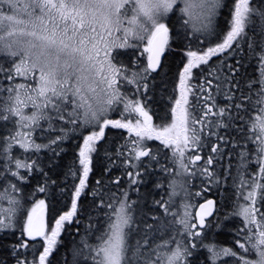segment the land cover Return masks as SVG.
Returning a JSON list of instances; mask_svg holds the SVG:
<instances>
[{
	"label": "snow or ice",
	"instance_id": "snow-or-ice-1",
	"mask_svg": "<svg viewBox=\"0 0 264 264\" xmlns=\"http://www.w3.org/2000/svg\"><path fill=\"white\" fill-rule=\"evenodd\" d=\"M89 187L73 264H264V0H0V264H53Z\"/></svg>",
	"mask_w": 264,
	"mask_h": 264
},
{
	"label": "trees",
	"instance_id": "trees-1",
	"mask_svg": "<svg viewBox=\"0 0 264 264\" xmlns=\"http://www.w3.org/2000/svg\"><path fill=\"white\" fill-rule=\"evenodd\" d=\"M255 2V0H254ZM221 23H223V17L221 18ZM196 43L193 41V47H196ZM177 45H173L172 51L168 53V55L165 57V64L164 68L160 70V73L153 77L154 80H156V86L152 92H149V96L153 97V107H156L159 105L160 109L163 110L165 107V101L167 100L169 94H171L172 89L174 87V79L177 72V62L180 59V53L176 50ZM254 63V62H253ZM247 71L251 73L252 76H256L257 73L255 71V68L250 66ZM199 75V72L196 73ZM199 81H197L198 83ZM220 103H224L223 96H221V99L219 101ZM109 137H112L115 135V130L109 128L106 130ZM119 143L120 141H116ZM214 142V141H213ZM65 148H71L70 145L66 144L63 145ZM50 155L49 153H45V156ZM115 159V157H113ZM71 160V151H69L68 155L63 156L58 160V164L60 165L59 168L53 169L54 172L57 173V175H53L52 179H57L63 176V167L68 164V162ZM47 163V159L44 161ZM96 166L94 168V172L90 175V184H94L96 180V176L101 172V165H106L107 161L103 159V154L101 153L100 157L96 158ZM46 171L48 169H45ZM121 174V168L119 166H114L113 175H120ZM43 177L41 174H33L29 178V182L26 183L25 187L28 190H31V188H34L37 181H42ZM107 179V178H106ZM154 183V181H153ZM64 185L61 184L60 187H63ZM127 186V176L126 174L123 176V183L119 185V187L124 188ZM152 187L151 184L147 185V188L141 187V194H143L145 191L150 189ZM115 191V189H113ZM91 188H88V193L82 195V198L80 200L81 205H83L82 208V214L78 215L76 217V220L73 222H69L65 226V230L62 234V243L59 249L55 252L53 255V264H65V257L64 254L66 253V261L67 264H73V244H76V246H79L78 242L80 240V235L77 234V229H79L80 234H83L84 229L87 225L88 216L94 215V213L89 212L88 207L91 201ZM158 195V194H157ZM130 197L132 199H136V193L133 191L130 193ZM39 198V197H38ZM61 201L64 200V197L60 198ZM68 203L70 204V197L68 198ZM59 207V206H58ZM226 207L228 210H231L232 205L231 202H229ZM61 211L66 210L64 208H60ZM225 214L224 207H221L219 215L223 217ZM213 221L216 220V217L214 216ZM79 221V223H77ZM231 224H226L225 229L221 231V239L224 238L223 232L227 231L228 227H231ZM14 242V239L11 235H6L4 233H0V258H3V255L5 254V248L6 246L10 245ZM9 264L11 262L9 261Z\"/></svg>",
	"mask_w": 264,
	"mask_h": 264
},
{
	"label": "rangeland",
	"instance_id": "rangeland-1",
	"mask_svg": "<svg viewBox=\"0 0 264 264\" xmlns=\"http://www.w3.org/2000/svg\"><path fill=\"white\" fill-rule=\"evenodd\" d=\"M119 113L117 112L112 118H117Z\"/></svg>",
	"mask_w": 264,
	"mask_h": 264
}]
</instances>
